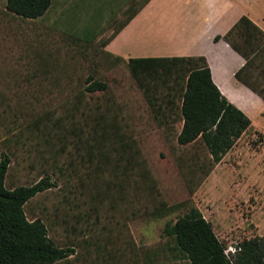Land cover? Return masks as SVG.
Masks as SVG:
<instances>
[{
	"label": "trees",
	"instance_id": "obj_1",
	"mask_svg": "<svg viewBox=\"0 0 264 264\" xmlns=\"http://www.w3.org/2000/svg\"><path fill=\"white\" fill-rule=\"evenodd\" d=\"M87 1L89 20L60 30L73 46L88 48L99 38L92 30L97 0ZM100 1L112 11V3L119 0ZM149 1H124L126 17L102 42V49ZM52 5L53 0L6 2L8 11L24 19L41 18ZM215 39H224L245 58L236 77L264 100V30L244 14L224 35ZM98 55L100 57L86 77L72 73L65 83L55 82L67 91L54 93V107L34 120L35 131L24 134L25 130L20 129L16 133L15 142L22 141L23 146L24 137L37 139L41 177L32 184L8 187L11 156L8 152L1 155L0 264H264V236L246 238L236 245L235 252L227 254L226 245L217 236L212 223L195 205L189 206L175 221L165 224L164 241L152 246L137 244L129 221L145 214H159L167 207V202L160 198L158 180L136 129L125 107L111 92L100 66L109 68L125 63L172 149L193 150L190 157L181 155L178 158L192 195L252 128V120L222 94L213 81L205 56L130 57L125 60L105 49L100 54L97 52L96 57ZM74 67L76 64L70 65L71 69ZM180 122L182 126L178 125ZM41 142L52 147L51 154H47L49 148ZM70 146L82 160L91 162L93 170L80 174L76 166L72 172L67 171L74 159L67 156L63 160L62 156L70 152ZM29 166L33 169L35 161ZM73 173L78 179L72 183ZM54 175L61 182L55 189V201L51 206L44 203L38 214L29 218L27 212L34 210V198L58 185L53 180ZM90 183L97 192L87 188ZM61 192L64 194L59 196ZM87 193L91 194L94 205L84 211L83 205L88 200L83 196ZM106 200L110 202L109 208L117 210L119 215L115 235H109L112 228L108 224H100L99 210ZM75 209L77 212H72ZM94 213L96 219L88 220ZM72 217L76 218V223L70 228L68 223ZM82 219L87 220L85 227L78 226ZM63 223L66 231L70 228L89 234L82 239L68 235L71 244H60L52 232Z\"/></svg>",
	"mask_w": 264,
	"mask_h": 264
},
{
	"label": "rangeland",
	"instance_id": "obj_2",
	"mask_svg": "<svg viewBox=\"0 0 264 264\" xmlns=\"http://www.w3.org/2000/svg\"><path fill=\"white\" fill-rule=\"evenodd\" d=\"M85 1L53 0L52 7L43 17L24 19L7 10V0H0V159L3 152L11 156L7 177V186L10 188L32 184L43 174L37 163V139L32 137L27 140L24 137L26 143L23 146L22 141L15 142L16 133L20 129L25 130L24 134L36 130L32 124L39 115L53 109L54 93L67 91L55 82L68 80L72 73L86 77L100 57H96L97 52L100 54L104 50L102 42L112 35L120 21L126 17L125 0L113 2L112 11L97 0L92 30L99 34V38L88 48L85 45L73 46L65 40L60 30H67L74 24L77 27L89 20L87 12L90 5ZM246 4L258 16L264 17V0H246ZM71 64H76V67L71 69ZM100 69L105 74L111 92L125 107L158 180L160 198L167 202V207L161 213L145 214L129 221L137 244L152 246L164 241L165 224L186 213L191 205L197 206L212 223L230 253L236 251V245L242 240L256 235L264 236V126L260 130L250 128L192 195L183 178L178 158L181 155L190 157L193 150L178 147L172 149L170 142L151 119L141 89L125 63L109 68L100 66ZM41 145L49 148L47 154L52 153V147L44 142ZM69 149L70 152L62 156L63 160L67 156L74 159L67 166L68 172H72L76 166L80 174L93 170L94 166L89 160H82L74 147L70 146ZM33 160L35 167L32 169L29 164ZM66 162L69 163L68 160ZM75 179L78 176L73 173L72 183ZM53 180L58 185L34 198V210L27 212L29 218L38 214L44 203L51 206L55 201V189L61 182L55 175ZM87 188L97 192L91 183ZM62 194L64 192L59 196ZM83 197L88 203L82 209L89 211L90 206L94 205L91 194L87 193ZM109 206V200L100 206V224H108L112 228L111 232L117 233L114 228L119 215L117 210ZM74 211L77 212V209ZM87 219H96V214ZM72 223H76L75 217L69 218L70 228ZM86 224L87 220L82 219L78 226L85 227ZM64 227L65 223L52 232L60 244H71L68 235L82 239L89 234L74 232L70 228L66 231Z\"/></svg>",
	"mask_w": 264,
	"mask_h": 264
},
{
	"label": "crops",
	"instance_id": "obj_3",
	"mask_svg": "<svg viewBox=\"0 0 264 264\" xmlns=\"http://www.w3.org/2000/svg\"><path fill=\"white\" fill-rule=\"evenodd\" d=\"M244 14L264 30V17L258 16L246 0H150L104 49L125 60L205 56L222 94L251 118L252 128L260 130L264 126V100L236 77L246 60L227 41L215 39Z\"/></svg>",
	"mask_w": 264,
	"mask_h": 264
},
{
	"label": "built area",
	"instance_id": "obj_4",
	"mask_svg": "<svg viewBox=\"0 0 264 264\" xmlns=\"http://www.w3.org/2000/svg\"><path fill=\"white\" fill-rule=\"evenodd\" d=\"M226 253H227V254H230V252H228L227 249H226Z\"/></svg>",
	"mask_w": 264,
	"mask_h": 264
}]
</instances>
